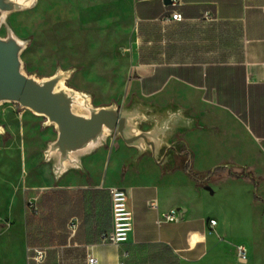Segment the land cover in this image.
Listing matches in <instances>:
<instances>
[{
    "label": "crops",
    "instance_id": "obj_1",
    "mask_svg": "<svg viewBox=\"0 0 264 264\" xmlns=\"http://www.w3.org/2000/svg\"><path fill=\"white\" fill-rule=\"evenodd\" d=\"M174 1L128 0L137 25L197 27L191 62L137 61L128 101L178 106L197 118L199 128L172 139L183 140L192 153L191 169L245 168L258 179L262 201L254 199L252 180L231 177L228 169L203 188L186 174L183 160L162 169L144 154L128 164L136 150L112 137L82 159L83 172L68 171L55 182L47 164L50 183L25 190L23 213L12 231L21 255L0 250V264H37L33 249L45 251L42 264H87L89 257L96 264H240L237 245L247 250L246 264H264V0ZM172 13L182 21L168 20ZM112 187L127 191L132 216V231L121 245L105 240L112 228ZM151 200L156 209L147 206ZM172 210L178 221L158 225Z\"/></svg>",
    "mask_w": 264,
    "mask_h": 264
},
{
    "label": "rangeland",
    "instance_id": "obj_2",
    "mask_svg": "<svg viewBox=\"0 0 264 264\" xmlns=\"http://www.w3.org/2000/svg\"><path fill=\"white\" fill-rule=\"evenodd\" d=\"M7 22L17 37L29 40L21 54L26 74L49 77L58 68H73L67 86L90 94L94 106L128 104L137 61L191 62L192 32L197 28L181 23L137 25L128 0H39L32 10L9 15ZM0 37H6L5 26ZM43 122L17 105L0 107V250L14 258L21 255L12 231L23 213V194L51 181L43 153L56 133L43 128ZM260 171L264 173V165Z\"/></svg>",
    "mask_w": 264,
    "mask_h": 264
},
{
    "label": "water",
    "instance_id": "obj_3",
    "mask_svg": "<svg viewBox=\"0 0 264 264\" xmlns=\"http://www.w3.org/2000/svg\"><path fill=\"white\" fill-rule=\"evenodd\" d=\"M39 0H0V107L14 104L44 119L43 128L52 127L56 138L47 144L43 162L49 164L56 181L68 171L83 172L82 159L103 147L109 138L120 139L136 150L128 162L135 164L144 154L151 156L160 168L186 167L191 173L192 153L183 140H175L181 131L199 128L198 119L178 107L157 108L143 104L135 97L125 106L115 102L94 106L91 95L67 86L75 69H57L49 77L26 74L21 54L28 39L15 35L7 22L9 15L32 10ZM169 1V0H164ZM147 127V129H143ZM0 126V134H3ZM216 168L232 169L223 164Z\"/></svg>",
    "mask_w": 264,
    "mask_h": 264
},
{
    "label": "built area",
    "instance_id": "obj_4",
    "mask_svg": "<svg viewBox=\"0 0 264 264\" xmlns=\"http://www.w3.org/2000/svg\"><path fill=\"white\" fill-rule=\"evenodd\" d=\"M172 5H175V1L172 0ZM168 20L173 22H181L182 17L178 13H172ZM110 195V208H111V232L106 237V241L112 245H121L128 241L129 235L132 231V216L131 212L128 209L127 201L128 194L127 191L123 188L112 187L109 189ZM147 206L151 209H156L157 205L154 200H151L147 203ZM178 221V212L175 210L170 211L169 213L162 214L157 220V224L166 223V222H175ZM209 224L211 227L216 225V221L210 220ZM76 226L71 224L70 230L72 233L75 231ZM33 260L37 264H42L46 253L43 249H33ZM235 257L238 263L246 264L248 262L247 250L242 245H237L235 247ZM87 264H96L94 258L89 257Z\"/></svg>",
    "mask_w": 264,
    "mask_h": 264
},
{
    "label": "trees",
    "instance_id": "obj_5",
    "mask_svg": "<svg viewBox=\"0 0 264 264\" xmlns=\"http://www.w3.org/2000/svg\"><path fill=\"white\" fill-rule=\"evenodd\" d=\"M218 170L220 169L216 168L213 172L210 170L205 173H198L191 169L189 176L195 181L198 187L207 188L208 183L212 182L214 176L219 172ZM229 175L234 178H247L252 180L254 184V199L256 201H262L257 195L258 179L254 178L245 168L240 169L238 172L229 170Z\"/></svg>",
    "mask_w": 264,
    "mask_h": 264
}]
</instances>
